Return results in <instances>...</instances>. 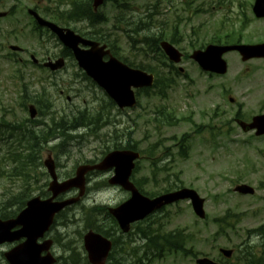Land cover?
<instances>
[{
  "label": "rangeland",
  "instance_id": "1",
  "mask_svg": "<svg viewBox=\"0 0 264 264\" xmlns=\"http://www.w3.org/2000/svg\"><path fill=\"white\" fill-rule=\"evenodd\" d=\"M253 1L128 0L129 7L123 11V20L118 18L120 9L105 1L98 9L103 14L104 22L92 28L85 21L69 20L65 23L48 18L40 11L44 8L48 12L68 10L70 0H0V11L11 8L15 10L11 17L0 19L1 206L6 199L22 190L25 186L24 179L30 181L29 197L38 194L40 190H46L49 177L43 160L49 154L55 161L59 178L63 179L66 174H73L78 165L100 160L106 151L112 149L114 142L122 146L130 143L141 152L148 149L151 153L144 154L149 159H140L137 162L132 176L133 181L138 182L148 195L189 187L205 199L207 221L198 218L187 201H181L166 206L157 214L159 217L156 220H159L163 230L183 229L191 241L189 246L193 244L196 256H205L228 264L244 263L240 261V257L237 259V252L235 257L225 260L218 252L221 246L234 249L237 244L247 241L252 250L260 251L264 239L254 230L264 226V156L256 153L264 151V138L250 133L244 134L240 127L231 123L229 114L236 107L223 98L217 86L226 85L246 104L244 112L254 113L264 104V76L261 78L263 84L255 92L240 99L249 90L245 87L239 89L232 74L221 78H206L196 63L187 57L193 47L198 48L200 44L211 42L213 35L218 34L222 38L229 23L234 20L239 22L235 13L240 9H246V16L250 18V22L242 29L245 42L264 41V19L256 20L253 17L250 11ZM34 5L40 7L39 13L43 17L76 33L91 30L103 33L105 39L113 40L122 56L137 63H157L151 52L144 54L143 51L148 50L147 45L138 42L134 47L131 46L127 36L133 35L132 30L137 26L139 33L135 35L139 38L160 32L166 40L174 36L179 41L174 45L183 55H187L174 67L180 65L184 72L177 75L161 66V78L172 76L171 85L170 80L165 81L169 86L164 89V93L160 94L154 88L146 93L141 92L138 95L139 103L134 108L118 110L116 106L111 107L101 88L80 77L74 61L66 59L65 68L55 75L34 67L30 62V54L38 59H46L59 54L63 48L51 33L32 30V20L27 9ZM10 44H16L26 51L12 54L8 47ZM229 55L233 56V53ZM232 58L236 59V56ZM166 61L168 63V59ZM260 76L258 71L256 77ZM211 86L216 89H210ZM42 87L53 103L51 111L56 110V122L61 117L69 119L77 116L78 111L87 107L90 108L87 109L90 113L95 108L100 110L104 117L102 120L106 123L98 121L97 124H88L87 128L75 129H70V123H66L65 135L72 137H50L39 149L42 165L34 162V171L27 177L19 178L13 171L16 162L9 154H22L27 146L26 138L22 135L24 132L17 128L23 122L29 129L34 126V123L26 121L29 112L22 105V95L24 90L28 92L26 97L35 95ZM59 89L71 96V101L66 100L67 94L60 95ZM114 132L118 136L116 140ZM184 135L186 151L180 150L181 143L178 142ZM112 174V170L87 174L85 194L64 212V217L56 221L49 234L55 240L52 249L56 256L63 255L67 259L60 260L57 264H85L86 257H83L81 246L82 235L86 231L83 222L86 208L93 205L113 207L129 197L125 190L108 184L107 180ZM242 182L255 188L254 195L233 192V187ZM75 194L72 190L67 196ZM233 214H239L238 222L235 218H230ZM224 217H228L225 222L229 225L220 228ZM102 218L98 217V220ZM149 223L151 222L146 221L142 227ZM133 232L135 230L131 229V234L122 235L120 238L122 250H118L117 260L129 262L132 252L124 253L125 248L141 247L142 241ZM254 237H258L255 242ZM10 246L11 244L0 246V264H8L2 251ZM67 248H71L73 259L67 258ZM152 264L195 263L194 258L176 253L156 259Z\"/></svg>",
  "mask_w": 264,
  "mask_h": 264
},
{
  "label": "water",
  "instance_id": "2",
  "mask_svg": "<svg viewBox=\"0 0 264 264\" xmlns=\"http://www.w3.org/2000/svg\"><path fill=\"white\" fill-rule=\"evenodd\" d=\"M103 0H93V7L96 10ZM254 10L257 14H264V0H256ZM40 26H46L51 29L65 46L73 50L79 66L84 68L86 73L92 77L104 89L107 95L114 101L119 108L131 107L135 104L132 87L149 86L152 83V75L143 71L131 69L109 56L107 61H103L104 55L109 54L105 46H99L97 42L83 39L69 29L58 27L56 24L42 19L35 11H29ZM0 12V17L4 16ZM89 46V49H80L78 44ZM161 46L170 60L178 62L180 53L167 42H162ZM232 48H238L241 52L250 53V55H264V44L256 46H237V47H218L208 46L204 51H195L191 57L196 60L205 70L224 72V62L221 54ZM12 50H18L17 46H11ZM248 55V54H247ZM62 59L55 62H47L45 65L51 69H58L62 66ZM30 116L36 113L35 109L30 107ZM258 128L257 134L263 132L264 117L254 118L253 124L249 128ZM138 158V153L131 150H115L109 152L98 164L80 165L76 169L75 175L63 181H58L55 172V166L50 157L44 161V165L51 177L48 190L51 196L45 200L35 197L27 201L26 207L19 212L14 219L0 220V243L12 242L20 238L25 240L9 251L4 253L9 264H52L55 260L48 249L51 240H44L41 243L37 239L42 237L52 223L53 217L61 209L78 200L79 197L68 198L63 201H55V198L61 193L72 188H78L81 196L84 191L85 173L92 169L105 170L114 168V176L109 180L112 184H118L131 192L129 200L115 209H111L112 214L117 219L123 231H127L129 223L143 218L151 211L161 206L172 203L180 199H189L196 214L203 217V200L198 197L195 191L191 189H180L172 193H167L159 197L149 199L141 195L138 190L129 181V176L134 167L133 161ZM242 193H252L253 190L247 185H241L236 188ZM19 226L17 230H12ZM84 247L88 252L89 260L94 264L103 263L110 248V242L99 234L89 232L84 237ZM225 256L230 255L229 250H221ZM42 252H47L42 255ZM197 264H216L207 258L196 260Z\"/></svg>",
  "mask_w": 264,
  "mask_h": 264
},
{
  "label": "trees",
  "instance_id": "3",
  "mask_svg": "<svg viewBox=\"0 0 264 264\" xmlns=\"http://www.w3.org/2000/svg\"><path fill=\"white\" fill-rule=\"evenodd\" d=\"M91 0H73L71 3V8L65 12V17L67 19L72 20H82L84 18L88 19L91 23L101 22L104 21L100 14L94 13L91 8ZM51 15V14H50ZM63 17L62 12H57L55 16H52L54 19L56 17ZM100 34V38H97V35L94 34L91 38H95L97 40H101L103 42H108V39H105L103 37V33ZM99 37V36H98ZM129 39L131 41H134L133 38ZM149 39V38H148ZM155 45L153 43H150V46L154 48L155 50L158 49L157 41L155 40ZM109 46L113 50L114 54L118 55L115 48L108 42ZM69 52V51H68ZM70 53V52H69ZM124 61L128 62L127 59H123ZM129 65H134L131 62H128ZM138 65L136 67H140L142 69L147 70V66H142L141 64L137 63ZM158 79H160V76H157ZM159 84V81L156 80L155 86ZM42 97H45V94L42 93L40 95H36L34 98V102L39 106V112H41V119L34 120V127L28 128V125L23 122L17 129L22 130L24 134H22L25 138H28L27 140V146L25 149V152L22 154H9L10 158L15 160L16 166H13V171L15 175L19 178H22L23 176H28V174L32 171H34V162L35 160H38L40 154H36L39 150V143H43L42 141H45L53 135L54 132H60L65 133V124L70 123V129H75L77 127H86L88 124L92 125L95 123V117L91 116L88 117L86 112L83 110L81 112L77 113V116H73L69 119H65L64 117H61L59 122L55 121L54 117H51L48 122H44L43 115H46L48 113V110L46 109L48 107L47 105L42 106L41 101L43 100ZM51 106V105H49ZM46 109V110H44ZM100 119V118H99ZM28 122H33L26 120ZM98 121V118L96 119ZM120 146L118 144L114 145V148H119ZM127 148H133L131 145L125 146ZM25 181V186H23L22 190L15 195L11 196L9 199H6L5 203L0 204V218H8L14 216L21 208L24 207L26 200L29 198V191L28 186L30 184V181ZM31 190V189H30ZM45 195L44 192H41L40 195ZM90 211H104L103 207H92ZM62 215V213H59L57 215V218H59ZM108 220V227L99 226L95 222L88 221V227L90 229L96 230L98 232H101L102 234L106 236H112L115 240V236L113 235L114 232H111V230L115 229V222L113 218L109 215H106ZM225 221V219H224ZM114 224V225H113ZM151 224V225H150ZM147 226H144V229H139L140 225L136 224L134 227L139 229L141 238L144 239V246L143 251L138 254V249L132 248L134 251L133 261L131 264H143L144 260L149 261L150 257H160L166 252L175 251V252H182V253H188L186 251V243L188 241L187 235L183 230H173L169 231L167 233H163V231H160V226L157 224L156 228H153L152 225L156 224V221L151 222ZM116 248V243L114 246V250ZM112 264H123L120 260L114 261Z\"/></svg>",
  "mask_w": 264,
  "mask_h": 264
},
{
  "label": "flooded vegetation",
  "instance_id": "4",
  "mask_svg": "<svg viewBox=\"0 0 264 264\" xmlns=\"http://www.w3.org/2000/svg\"><path fill=\"white\" fill-rule=\"evenodd\" d=\"M244 13L239 12L236 17L239 19L238 23H229L225 32H223V37L220 38V35H213L211 39V43L215 44H240V43H258L264 41H256L252 42L251 40H247L245 42L244 35L242 34V26L244 25ZM232 24V26H231ZM218 36V37H217ZM233 53V56H236V59L232 58L229 54ZM223 58L226 62V73L223 75H219L216 73H208L210 78L223 77L226 74L231 75L232 78L235 79L236 86L241 88H246L249 90L248 93L241 96L240 99H243L250 93L255 92L262 84L263 81L261 78L264 76V57H249L244 59L242 55L237 50L228 51L223 55ZM258 62V63H256ZM260 72V78L256 77L257 72ZM218 89L222 92L223 98L227 100V102L233 106H235V110L229 114V118L231 123L240 127V121L245 123L251 122L252 118L256 115L264 114V104L254 113L252 112H244L246 104L237 98L235 94H233L230 88H227L226 85L220 84ZM252 132V131H251ZM254 134V133H253ZM256 136V135H255ZM264 137V134L261 135ZM256 154H264V151H258Z\"/></svg>",
  "mask_w": 264,
  "mask_h": 264
},
{
  "label": "clouds",
  "instance_id": "5",
  "mask_svg": "<svg viewBox=\"0 0 264 264\" xmlns=\"http://www.w3.org/2000/svg\"><path fill=\"white\" fill-rule=\"evenodd\" d=\"M258 239V237H254V242H255V240H257Z\"/></svg>",
  "mask_w": 264,
  "mask_h": 264
}]
</instances>
